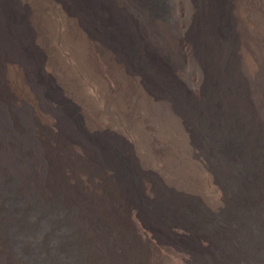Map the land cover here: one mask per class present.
Masks as SVG:
<instances>
[{"label": "bare ground", "instance_id": "bare-ground-1", "mask_svg": "<svg viewBox=\"0 0 264 264\" xmlns=\"http://www.w3.org/2000/svg\"><path fill=\"white\" fill-rule=\"evenodd\" d=\"M161 1L158 9L153 0H0V264H59L48 241L58 225L74 232L78 205L48 198L53 181L74 177L87 199L98 188L96 202L104 207L119 201L116 192L136 191L131 174L111 160L117 150L106 139L107 130L122 123L128 126L124 140L134 142L140 157L149 151L153 128L165 154L204 145L216 159L208 182L215 185L213 193L235 202L238 229L253 222L246 202L264 204L255 174L258 167L264 170V0H176L174 19L180 16V23H187L180 31L170 24L171 1ZM183 52L195 64L196 78H212L206 115L197 119L205 127L204 137L194 133L179 110L176 91L163 84L176 73L171 56ZM239 62L254 78L239 76ZM55 70L63 75L59 81L53 78ZM59 84L72 102L62 97ZM123 141L118 140L117 148L130 143ZM247 166L253 180L245 188ZM59 202L63 211L58 217ZM166 212L151 211V222H164ZM42 223H48L46 230L40 229ZM208 228L194 226L211 238ZM255 230L262 237L245 251L253 256L264 245V226L256 224ZM72 240L64 238L58 249L78 257L84 243ZM215 245L217 254L222 252Z\"/></svg>", "mask_w": 264, "mask_h": 264}, {"label": "rangeland", "instance_id": "rangeland-1", "mask_svg": "<svg viewBox=\"0 0 264 264\" xmlns=\"http://www.w3.org/2000/svg\"><path fill=\"white\" fill-rule=\"evenodd\" d=\"M153 1L158 9L162 8L163 5L161 0ZM170 1L172 11L170 24L173 26L176 24L175 29L177 27L176 30L180 31L181 27L185 28L187 23H185L184 19L183 26L182 23H180V16H177L174 19L175 14L173 12L176 13L177 2L176 0ZM180 6L182 11L185 10L182 3H179V7ZM172 56L171 61L173 62L175 69L173 72L176 73H173V77H171V79L164 78L165 80L163 79V84H165L169 90L176 91L174 92L176 94L175 103L178 104L179 108H181L179 110H182L187 120L190 121L189 125L192 126L191 128L194 130V133L200 132L202 137H204L203 134L205 133V127L203 124H198L197 119L203 120L204 118L202 117L206 115V98H208V87L212 78H196V72L194 71L196 69L195 64L187 57L186 53L184 54L183 52L182 55L173 53ZM187 59L189 60L187 61ZM192 63L194 66L191 65ZM239 68V76L241 78H254L251 74H249L250 72L246 68L244 62H239ZM179 76L182 77L180 78ZM53 78H57L59 81V78H63V75L58 70H55L53 72ZM104 78L107 80L109 86L112 89L116 88L114 81L111 79L112 77L108 73H104ZM59 86L61 87L60 84ZM202 90L203 92H201ZM61 94L68 103L73 101V96L68 91L62 89V87ZM38 113L40 117L47 119L44 114L39 111ZM81 115L84 119V114ZM192 116H195V119H193ZM169 120L170 123L173 122L171 118ZM261 122L263 124V121ZM196 127H200V129L198 128L197 130ZM50 128L57 132L56 126L53 122L50 123ZM127 128L128 126L125 123L117 125L116 127H111L109 130H107L106 139H108L110 146L114 150H117L116 152H113L115 156L111 160L117 163L121 171L123 170L124 172H127L126 174L128 175L131 174L130 177L133 179L131 181L136 188L134 193L120 194L116 192L115 195L117 198H119V201H116V203L111 205H105L104 207V205H102L100 202H96V197L98 196V193L96 192H99L98 188H94L92 192L95 200L92 196H90L92 198L87 199L82 195V191L78 189L80 187H78V181L74 177L70 178L67 176L65 179L63 176L62 178L58 179L57 182L53 181L52 186L55 188H53L52 193L50 192L48 194V198L52 199L51 197H57L63 206L68 202L71 204L73 202V204L78 205V209H76V212H78L77 219L73 226L74 232L65 229L61 225H58L53 237H51L48 241L49 249L54 250L55 248V255L59 264H264V245L258 248L257 253H254L255 256L252 254H246L247 250L251 249L249 247V243H253L262 237L260 233L256 232L255 225L262 224L264 226V204H262L263 207L261 204L253 207L246 202V211L251 216L253 222L247 223L246 230L238 229L237 227L239 226L237 225L235 215V202L231 200L225 202L224 200L217 198L215 195L217 192L213 193L214 190L212 189V187L215 185H210V183H208L210 182L211 177L210 170L212 169L213 165L216 164V159L210 156L209 152L205 148L203 149L204 145L200 144L199 146L201 147H195L192 152L188 151L185 153L182 150H179L165 154V150L162 148L163 146L165 147V144H161L162 141L159 140L161 139V135H159L157 129L155 130L153 128L150 130V147L149 151L147 152L148 154L146 153L145 157H140L135 144H133L134 142L127 139L124 140L126 137L124 133L127 131ZM114 138H117V141ZM118 140H124L123 142L126 143L125 145H127L129 142L131 144L129 143L127 145L128 147L126 146L125 149L120 145H118L117 148V144H119ZM131 148L132 152L130 150ZM156 149L158 151L160 150V152L158 153ZM203 151H205L206 154L203 153ZM193 153H199L200 156ZM133 155L135 157H133ZM131 156L133 158H131ZM157 156L159 158L162 157L163 159H159ZM166 159H168V161ZM209 159L214 161L211 162ZM163 162L165 164H163ZM177 166L180 167L181 170L180 168L177 169ZM188 167L190 168V171ZM217 167L219 166L217 165ZM156 168H159L158 171H156ZM183 168H186V171L188 170L189 173L185 170L183 171ZM178 172L179 174H177ZM196 173L201 174L198 175ZM252 173L253 171L247 166L244 173L246 182L243 183L245 188L251 187V181L253 180ZM174 174L179 175L180 177L176 178L177 176ZM255 174L256 187L259 195H262L264 192V170L261 167H258ZM187 176H189V178ZM181 178L182 180H185L182 182ZM191 178L196 179H193V181ZM177 179H179V181ZM195 180H198L199 182ZM201 182L204 184L207 183V186L206 184H201ZM88 186L92 187L91 184L87 185V187ZM84 188L87 191L86 186H84ZM95 189L97 191H95ZM63 194L66 196V198ZM62 205H60L59 202L57 211L58 217L60 216L61 211H63ZM162 208H165L167 211L164 222L156 219L154 220V223H152L149 216L150 212L152 211L155 213L157 210ZM121 210L124 211L122 212ZM200 224L202 226L209 227L207 232L209 234L213 233L212 237L213 239L216 238L214 240L220 245L219 247H221L222 252H218L217 254V246L215 245V241H212V237L208 238L209 235H207L206 232L203 233L204 230L202 231L203 234L198 233L199 231L195 232L194 226ZM47 228L48 223H42L40 229L46 230ZM220 235L222 237H218ZM226 235H228V237ZM64 238L68 239L69 241H73L72 239L74 238V244H76V242H79L81 245L83 243L85 244L80 246L82 250L78 249V257L76 252H74L71 256L68 254L64 255L59 251L60 248L58 249V247L61 246L59 244ZM238 250H240V252H238ZM210 253L212 256H209ZM239 253L243 258H240L238 255Z\"/></svg>", "mask_w": 264, "mask_h": 264}]
</instances>
